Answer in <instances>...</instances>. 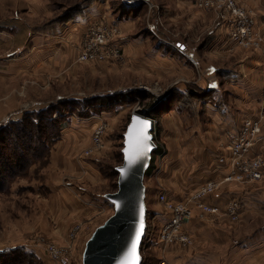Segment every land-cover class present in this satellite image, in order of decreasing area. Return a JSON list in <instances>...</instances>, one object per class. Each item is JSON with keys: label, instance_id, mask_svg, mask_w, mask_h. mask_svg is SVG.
I'll return each instance as SVG.
<instances>
[{"label": "rangeland", "instance_id": "374dc122", "mask_svg": "<svg viewBox=\"0 0 264 264\" xmlns=\"http://www.w3.org/2000/svg\"><path fill=\"white\" fill-rule=\"evenodd\" d=\"M105 1L109 2V19L134 18L126 27L128 39L148 37L150 42H157L156 46L166 45L173 50L175 43L182 37L176 24L180 18L191 13L180 10L179 2L183 5L185 0ZM92 2L0 0V129L15 126L25 120L37 122L39 116H49L52 108L60 107L61 104L82 103L80 110L69 105L70 108L60 109L52 115L53 119L60 118L64 128L62 131H58L57 126L51 128L54 133L51 140L47 141L45 156L38 163L34 162V157L29 159L27 167L22 166V161L12 163L11 159L19 156V151L0 147V178L5 176L8 180L0 179V264H59L49 256L48 248L52 245L63 250L65 257L69 258V264H83L87 241L114 214L113 205L106 199V195L117 191L116 168L123 163L124 134L135 110L149 111L150 115L157 118L153 131L157 146L154 153L160 152L156 155L153 153L154 168L144 179L146 206L147 200L149 204L148 223L151 220L150 177L156 166L161 165V159L167 152L162 139L163 124L160 118L164 106L173 99H180L181 94L166 88L164 82L154 80V77L150 78L146 73H133L130 61L132 56L129 53L124 54L119 61L79 62L78 56L89 35V27L81 36L80 44L72 40V43L58 46L57 55L53 52L51 56L39 58L37 62L34 56L29 59L26 67L36 70V75L26 73L24 64H21L23 68H19L20 62L24 61L23 53L31 57L30 51L36 49L30 35L34 36L72 18ZM134 2L137 3L130 5ZM237 2L251 10L256 19L253 9L239 0ZM98 22L110 23L111 20L103 19L95 23ZM12 27L13 31H10ZM257 27L263 36L258 24ZM119 31L120 38L123 31L120 28ZM157 36L171 45L157 41ZM196 38L193 36V40H188L190 43L187 41L188 44L197 46L200 41ZM263 46L264 36L259 49L246 51H260ZM237 50L245 49L236 48L232 52ZM10 54L14 55L10 57ZM194 86L190 87L191 91L199 93V89ZM86 102H101L103 106L92 109L86 107ZM90 117L93 118L91 123L82 125L85 123L83 120ZM74 122H78L76 125H79V129L74 132L65 131L62 136V132ZM100 122H106L107 128L102 140L103 149L87 155L92 147L95 128ZM89 125L94 129H86ZM72 133L78 136V147L69 150L74 140ZM15 134L9 133L6 136V144L14 140ZM29 144L35 146L36 141ZM31 155L34 156L33 153ZM252 155H255L254 152ZM71 161H74L73 165L69 163ZM7 164L11 166L6 168ZM67 165L72 166L64 169ZM5 185V189H2ZM159 194L155 190L153 198ZM240 218L237 222L231 221L235 224L229 238L232 246L230 249L235 251L234 264H264V217L248 219L244 223L246 225H240ZM194 219L201 225H212L216 221L215 216ZM202 232L200 230V234ZM193 237L194 242L188 247L163 245L159 241V247H154L149 237H145L141 249L142 264H169L165 257L160 258V252L168 246L189 249L198 244Z\"/></svg>", "mask_w": 264, "mask_h": 264}, {"label": "crops", "instance_id": "0c3cea01", "mask_svg": "<svg viewBox=\"0 0 264 264\" xmlns=\"http://www.w3.org/2000/svg\"><path fill=\"white\" fill-rule=\"evenodd\" d=\"M239 1L255 11L257 24L264 36V0ZM182 3L179 2L180 10L191 13L180 18L176 24L182 37L173 46L174 50L171 48L173 51L166 45L156 46L157 42H150L148 37L128 39L126 27L134 18L109 19V2L93 0L81 13L34 36L30 35L36 49L30 51L31 57L22 51L24 61L20 62L19 67L23 68L21 64H24L26 73L36 75V70L26 67L29 59L34 56L37 62L39 58L51 56L53 52L57 55L56 48L72 43V40L80 44L81 36L91 24L107 19L123 31L117 44L124 54L132 56L131 71L141 72V75L146 73L148 77L150 75V78L164 82L166 88L181 94L180 99L170 102L171 108H166L160 118L167 152L161 159V165L156 166L150 177L152 191L149 195L152 204L149 208L151 220L149 223L147 221V227L154 247H159L158 233L169 220V214L158 203V196L153 198V192H165L168 198L182 201L204 183L221 179L229 172L228 165L221 167L218 163L220 157L231 159L228 134L239 132L246 119L264 113V46L260 51L232 52L228 44L230 30L226 24L216 20L211 11L198 10L189 0ZM193 36L200 41L197 46L188 44ZM164 40L157 36V41L171 45ZM193 85L199 89V93L191 91ZM152 118L157 119L154 116ZM92 120V117L84 119L82 125ZM76 124L78 122L66 128L62 136L65 131L79 129ZM92 125L86 129H94ZM72 134L74 140L69 150L78 147V136ZM254 154L264 157V145L256 146ZM73 162L69 163L73 165ZM72 165L63 168L68 169ZM233 198L242 204L240 225H246L244 223L248 219L264 217V179L255 184L225 185L206 201L224 207ZM215 220L212 225H201L197 220L192 222L190 231L198 244L189 249L168 246L162 249L160 258L165 257L169 264H234L235 251L230 249L229 238L235 224L224 216H216ZM200 230L203 231L201 234Z\"/></svg>", "mask_w": 264, "mask_h": 264}, {"label": "built area", "instance_id": "2783aa9c", "mask_svg": "<svg viewBox=\"0 0 264 264\" xmlns=\"http://www.w3.org/2000/svg\"><path fill=\"white\" fill-rule=\"evenodd\" d=\"M192 5L203 11H211L216 19L229 27V48L259 49L263 36L259 32L254 13L237 0H189ZM119 28L115 24L98 22L89 26V35L83 42L78 61L82 63L119 61L123 49L117 44ZM156 126L157 120L153 118ZM107 131L106 122L96 126L92 147L87 155L103 149V137ZM155 134V133H154ZM259 144H264V113L256 118L246 119L237 133L228 134V151L231 159L220 157L219 166L228 165L229 172L219 180L209 181L201 185L195 192L182 201H174L165 193H160L158 202L169 214L158 233V241L163 245L191 246L194 237L190 225L195 217L226 216L237 222L242 212V204L231 199L224 207L211 205L206 200L214 196L225 185H248L264 179V157L252 155ZM49 256L59 264H69L63 250L52 245L48 248Z\"/></svg>", "mask_w": 264, "mask_h": 264}, {"label": "water", "instance_id": "95a60500", "mask_svg": "<svg viewBox=\"0 0 264 264\" xmlns=\"http://www.w3.org/2000/svg\"><path fill=\"white\" fill-rule=\"evenodd\" d=\"M134 117L138 118L136 128L140 134V143L138 154L133 160L127 134ZM140 121H147V125L141 124ZM153 131L154 123L149 111L135 110L124 134L123 163L116 168L117 191L106 195V199L113 205L114 214L97 228L87 241L83 264H131L135 257L129 253L141 222L143 230L137 244V253L139 264H142L141 249L147 232L148 215L144 179L157 148ZM126 148H129L127 158Z\"/></svg>", "mask_w": 264, "mask_h": 264}, {"label": "trees", "instance_id": "16d2710c", "mask_svg": "<svg viewBox=\"0 0 264 264\" xmlns=\"http://www.w3.org/2000/svg\"><path fill=\"white\" fill-rule=\"evenodd\" d=\"M172 101V100H171ZM169 101L165 106H164V111L165 109H170L171 108V104ZM99 102V101H98ZM86 107H91L92 109H96L99 106H103L100 105V103L97 102H86ZM82 103H72V104H66V105H60L52 108L51 113L49 114V116H44L41 115L39 116L40 118L38 119L37 122L33 121V120H25L22 123L16 124L15 126H10V127H4L2 129H0V147H2V149H17L19 151V156H16L15 158L11 159L12 163H16V162H23L22 166H28L30 164L29 159L31 157H34L36 159H34V162H39L41 161L40 159L43 158L45 156V152H46V147H48V143L47 141L51 140V135L54 133L51 128H55L56 126L58 127V131H62V129L64 128L63 124L60 122V118H52V115H55L59 112L60 109H68L70 108L69 105L73 106V108L75 110H80L79 106H81ZM82 110V109H81ZM82 113V111H81ZM84 113V111H83ZM164 113V112H163ZM162 113V114H163ZM90 113L88 112L87 115H89ZM85 115V116H87ZM83 117V116H81ZM17 131V132H16ZM55 131V129H54ZM9 133L11 134H15V138L14 140H10V142H8L6 144L5 140L7 141V135H9ZM55 139V138H54ZM33 140L36 141V145L33 146V144H29V143H33ZM40 146V149H39ZM41 151V152H40ZM40 152V153H39ZM160 152V150H159ZM158 151L154 153V155L159 153ZM31 153H33L34 156L31 155ZM38 153V154H37ZM40 157V158H39ZM154 157V156H153ZM7 160V159H6ZM11 166V165H10ZM9 164H7L5 167L9 168L10 167ZM24 166V167H25ZM154 168L153 166V159L152 162L150 164V167L148 169V171L146 172V175H148L152 169ZM16 175L13 174V178H15ZM18 176V175H17ZM6 177L4 176L1 181L3 179H5ZM5 181H8L5 179ZM6 183V182H5ZM10 183V181H9ZM8 185V184H7ZM6 185L2 188L5 189ZM148 227H147V233H146V238H148ZM143 243H145L143 241ZM143 245V244H142Z\"/></svg>", "mask_w": 264, "mask_h": 264}, {"label": "snow or ice", "instance_id": "6c2138e0", "mask_svg": "<svg viewBox=\"0 0 264 264\" xmlns=\"http://www.w3.org/2000/svg\"><path fill=\"white\" fill-rule=\"evenodd\" d=\"M137 119L138 118H136V117L133 118V123L129 126L128 134H127L129 137L128 143L130 144V147H131V150L133 153L131 159H133V160L136 158V155L138 154L139 143H140V134L136 128ZM140 123L147 125V121H140ZM128 153H129V148H126L125 149L126 158L128 157ZM142 230H143V223L141 222L140 230H138L136 235H135V238L132 242L131 250L129 253V255L135 257V259L131 261V264H139V255L137 253V244L140 240V234H141Z\"/></svg>", "mask_w": 264, "mask_h": 264}]
</instances>
